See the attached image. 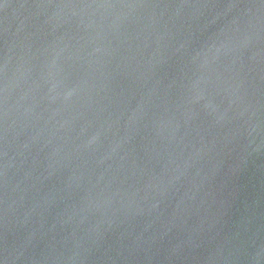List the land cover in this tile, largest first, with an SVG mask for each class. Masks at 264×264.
<instances>
[{
	"label": "water",
	"instance_id": "obj_1",
	"mask_svg": "<svg viewBox=\"0 0 264 264\" xmlns=\"http://www.w3.org/2000/svg\"><path fill=\"white\" fill-rule=\"evenodd\" d=\"M0 264H264V0H0Z\"/></svg>",
	"mask_w": 264,
	"mask_h": 264
}]
</instances>
